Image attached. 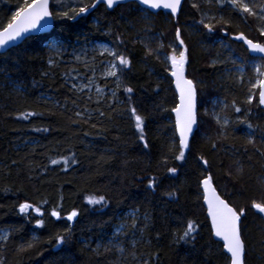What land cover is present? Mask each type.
I'll list each match as a JSON object with an SVG mask.
<instances>
[{
  "label": "trees",
  "instance_id": "1",
  "mask_svg": "<svg viewBox=\"0 0 264 264\" xmlns=\"http://www.w3.org/2000/svg\"><path fill=\"white\" fill-rule=\"evenodd\" d=\"M18 2L22 0H0V26L10 18ZM135 7L126 4L108 10L99 5L78 22L54 20V27L48 34L23 40L7 50L6 56H0V66L5 69L8 79L20 88V91L14 90L4 73L0 72V84H8L0 87V234L6 229L12 235L7 248L0 247V258H6L9 264H17V261L19 264H112L114 255L104 251L105 244L113 235L115 225L134 207L140 208L141 218L145 211L149 213V230L145 240L151 243L140 247V251L159 252L157 264H224L222 245L210 236L205 208L197 199V180L202 170V165L195 158L198 154L209 160L218 191L230 198L232 203L247 206L253 197L258 199L264 159L252 155L249 160L251 149L248 154L244 153L242 146L246 145L249 133L245 124L232 126L233 138L227 144L236 150L235 155L225 151L213 154L206 139L208 136L215 138L217 126L211 115H203L204 110L208 109L211 113L216 97H227L229 101L235 98L242 102L243 92L230 80L223 81L228 90L223 89L224 92L220 89L218 66L213 68L210 63L217 50L213 41L222 38V34L206 37L184 27L194 23V10L190 15V10L186 8L185 14L180 17V24L190 52L186 75L197 82L199 91L201 124L187 161L170 163L169 166L178 168L175 175L157 167L162 144L172 136L170 122L173 118L170 112L156 107L162 103L164 107L171 108L174 90L162 65L151 58L147 62L142 60L140 45L130 44L131 55L135 59L129 82L136 89L134 105L147 116L148 149H144L136 139L135 129L126 115L112 121L108 125L109 130L101 136L85 137L82 132L69 127L59 112H49L51 102L47 106L42 103L43 98L64 101L66 94L60 86L59 74L55 80L42 77L43 72L49 71L48 57L53 55L48 41L55 39L63 42L69 52L73 47L97 41L111 46V37L104 34L110 27L124 32L131 40L144 27L134 11ZM150 24L155 34L164 32L166 39L171 38L173 21L163 25L161 15H157ZM130 27H134V31H129ZM251 34L256 35L255 31ZM141 35L144 33L141 32ZM233 47L239 55L249 56L238 43H234ZM62 71V68L58 69L57 73ZM157 84L160 87L158 94L153 91ZM254 105L251 116L242 111L232 113V117L239 116L254 127L258 126L254 135L259 139L264 136V111ZM241 107L249 106L241 103ZM25 111L43 112L44 115L27 120L13 118ZM38 127L52 130L34 131ZM83 127L90 133L94 132L87 126ZM73 152L79 163L68 166L67 171H63L61 165L50 163L49 158L63 159ZM241 166L242 172L238 171ZM149 175L158 179L154 192L146 187ZM141 178L144 183L139 182ZM168 192L176 193L177 198L170 199L166 195ZM101 194L109 199L107 207L101 209L86 202L89 195ZM25 201L41 206L45 215L19 214L18 205ZM58 203L63 204V215L75 208L79 212L78 217L73 222H66L49 216L48 212ZM36 219H43L44 226L36 228ZM189 219L195 220L200 229L195 246L174 244L173 232L182 230ZM68 223L72 227L71 239L60 249H54L52 245L55 241L49 244V239L57 232H63ZM243 229L249 247L248 264H264V220L249 208L247 217L243 218ZM157 235L158 240L155 238ZM33 236L40 243L17 255L14 249L21 242H29ZM123 239L129 240L130 237Z\"/></svg>",
  "mask_w": 264,
  "mask_h": 264
},
{
  "label": "snow or ice",
  "instance_id": "2",
  "mask_svg": "<svg viewBox=\"0 0 264 264\" xmlns=\"http://www.w3.org/2000/svg\"><path fill=\"white\" fill-rule=\"evenodd\" d=\"M126 4L136 6L134 11L144 23V27L131 40L124 32L110 27L104 34L111 37V46L97 48L81 45L79 48L73 47L69 52L63 42L55 39L48 41L49 51L53 55L48 57L49 71L43 72L42 77L55 80L56 75L59 74L60 86L66 92L64 101L43 98L42 103L45 106L49 102L52 104V108L48 109L49 112L51 114L59 112L69 127L76 132H82L85 137L101 136L109 130L108 125L112 121L126 115L135 129L136 139L144 149H148L150 145L146 136L147 116L134 105L133 95L136 89L129 82V73L132 71L135 59L131 55L130 44L140 45L142 60L147 62L151 58L162 65L164 73L170 78V85H174L173 106L167 108L161 103L156 107L174 114V122H170L172 136L162 144L157 167L166 170L168 174L175 175L178 168L169 166L170 163L187 161V156L192 154L193 142L201 124V113L198 108L199 91L197 82L186 75V66L190 64V52L180 24V17L188 8L190 15L194 10V23L184 27L206 37L216 33L222 34L219 40L220 51L217 52L210 66L216 68L219 65L231 64L230 68L224 67V72L233 84H238L245 92L242 102H238L235 98L229 101L227 97L218 102L214 99V108L211 113L208 109L204 110L203 115H211L217 126L215 138L206 137L210 149L213 154L225 151L235 155L236 150L227 142L233 138L232 126L241 123L249 129L246 145L242 146L244 153L248 154L251 149V154L248 155L249 160L252 159V155L264 159V136L257 139L254 135L258 126L254 127L252 123L246 122L239 116L234 119L232 117V113L242 111L251 116L254 101V106L264 111V0H52V7H50V0H22L17 3L7 22L0 26V49L10 50V46L16 45L19 41L35 39L36 33L49 32L53 27L51 21L78 22L85 19L99 5L112 10ZM157 15H167L168 19L173 21L170 39L165 38L164 32L158 34L153 32L150 21ZM129 31H134V27H130ZM253 31L256 33L255 36L251 34ZM141 32L144 33L143 36ZM149 33L152 35H148ZM234 43H238L250 55L248 57L234 56L233 53L236 51L233 47ZM225 52L228 53L227 56ZM6 55V51L0 52V56ZM249 67L250 75L246 71ZM61 68L63 71L57 73V70ZM0 72L4 73L5 78L8 79L3 66H0ZM8 84L12 85L14 90L20 91L16 82L8 79ZM8 84H0V87H6ZM153 91L159 93V84L153 88ZM241 103L249 107L242 108ZM93 105L95 107H92ZM43 115V112L25 111L13 118L27 120L29 117ZM83 126L91 128L94 132L84 130ZM51 130L49 127L34 129L37 132ZM195 158L202 165L200 177L197 180V199L202 201L201 206H206V219L210 221V236L222 241L224 264H248L249 247L244 237L243 218L247 217L249 208L264 218V174L259 177L261 186L257 193L258 199L253 197L247 206H241L232 203L230 198L218 191L214 175L210 171L212 165L209 160L203 154H198ZM49 159L52 165H61L63 171H67L68 166L79 163L74 152L63 159ZM44 170L47 171V166ZM238 171H243L242 166ZM139 182L144 183V179L141 178ZM157 183V177L149 175L146 187L154 192ZM166 195L170 199L177 198L174 192H168ZM86 202L103 209L108 206L109 199L102 194L89 195ZM17 211L25 216L30 213H35L37 217L45 215L41 206H34L27 201L20 203ZM48 215L56 220L73 222L79 212L74 208L63 215V204L58 203L51 208ZM148 221L149 213L145 211L141 218L140 208L134 207L119 224L115 225L113 235L104 247L105 252L114 255L112 264H157L159 252L140 251V247L151 243L145 240V234L149 230ZM43 226V219L35 220L36 228ZM71 232L72 227L68 223L64 231L57 232L48 243L51 244L54 240L52 247L60 249L71 239ZM199 232L198 223L189 219L182 230L173 232V243L195 246ZM2 233L0 247L7 248L12 235L6 229L2 230ZM124 237H130V239L125 240ZM155 238L158 240L159 235ZM39 243V239L33 236L26 244L21 242L14 251L19 255ZM117 253L119 255H115ZM0 264H9V262L6 258H0Z\"/></svg>",
  "mask_w": 264,
  "mask_h": 264
},
{
  "label": "rangeland",
  "instance_id": "3",
  "mask_svg": "<svg viewBox=\"0 0 264 264\" xmlns=\"http://www.w3.org/2000/svg\"><path fill=\"white\" fill-rule=\"evenodd\" d=\"M170 20L168 19V17H167V15H161V23L163 24V25H166L168 22H169ZM148 35H152V33H149ZM145 38L147 39V36H145ZM221 38H215V40L213 41V43L214 44H216L217 45V50H216V52H215V55L212 57V59H211V61L216 57V54H217V52L218 51H220V45H219V40H220ZM50 40H53V39H50ZM49 40V41H50ZM47 45H48V43H47ZM88 47H97V48H100V47H102V46H109V45H107V44H105V43H102V42H92L91 44H88L87 45ZM48 47H49V45H48ZM80 47V46H79ZM79 47H77V48H79ZM225 54V56H227L228 55V53L227 52H225L224 53ZM233 55L234 56H237V55H239L238 53H236V51H235V53H233ZM224 67H232V65L231 64H227V65H219L217 68L219 69L218 71L220 72V74H217V77H218V79H219V81H220V84H219V87H220V89L221 90H228V87L225 85V83L223 82V81H227V80H230L231 82H232V80L231 79H229L228 78V76H227V74L224 72ZM247 73L250 75L251 74V68L249 67L247 70ZM237 88H240V91L241 92H243L242 94V97H241V99H244V95H245V92H244V90H242V88L238 85V84H234ZM223 90V91H224ZM224 91V92H225ZM223 98L222 97H216L215 98V100H217V102L219 101V100H222ZM213 108H214V104H213ZM213 108H212V110H213ZM216 110L218 111L219 110V106H218V103H217V105H216ZM263 118H264V114H263V116H262ZM1 234H3V233H1Z\"/></svg>",
  "mask_w": 264,
  "mask_h": 264
},
{
  "label": "water",
  "instance_id": "4",
  "mask_svg": "<svg viewBox=\"0 0 264 264\" xmlns=\"http://www.w3.org/2000/svg\"><path fill=\"white\" fill-rule=\"evenodd\" d=\"M50 4H51V0H50ZM161 12H163V10H160ZM52 25H53V27H54V21H51L50 22ZM53 27L49 30V32L53 29ZM49 32H47V33H36V34H34L35 36L36 35H43V34H48ZM22 41H19L16 45H11L10 46V49L11 48H13V47H16V46H18L20 43H21ZM5 51H7L6 49H0V52H5ZM248 54V53H247ZM248 55H250V54H248ZM172 87H173V90H174V85H172ZM172 114V113H171ZM172 118H173V122H174V114H172ZM204 208H205V214H206V206H204ZM260 215V217H261V214H259ZM262 218V217H261ZM263 220H264V218H262ZM208 222H209V225H210V221L208 220ZM213 239L214 240H216V241H218L219 243H221V245H222V241H219L217 238H215V237H213Z\"/></svg>",
  "mask_w": 264,
  "mask_h": 264
},
{
  "label": "bare ground",
  "instance_id": "5",
  "mask_svg": "<svg viewBox=\"0 0 264 264\" xmlns=\"http://www.w3.org/2000/svg\"><path fill=\"white\" fill-rule=\"evenodd\" d=\"M109 10V9H108ZM259 214V213H258ZM260 216V215H259ZM263 220V219H262ZM221 244V243H220Z\"/></svg>",
  "mask_w": 264,
  "mask_h": 264
}]
</instances>
